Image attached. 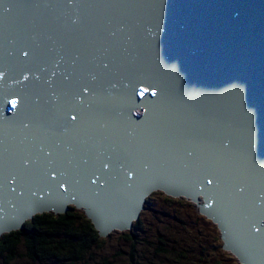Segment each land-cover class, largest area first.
Masks as SVG:
<instances>
[{"label": "water", "instance_id": "1", "mask_svg": "<svg viewBox=\"0 0 264 264\" xmlns=\"http://www.w3.org/2000/svg\"><path fill=\"white\" fill-rule=\"evenodd\" d=\"M102 2L104 0H0V18L4 19V22H0V64H15L20 67L17 71L20 78L17 84L14 83L12 88L0 84V131L5 132L3 138L5 147L0 148V157L7 154L9 135L14 131L24 132L22 125L26 119H29L31 124L37 122L43 124L44 121L39 118L47 119L51 132L48 133L59 137L62 135L63 138L55 145L71 148L72 141H68L67 138L73 136L74 141L77 139V125L65 120L63 114L60 119L53 117L58 108L50 103L47 92L35 94L32 83L37 81L35 77L43 75L39 68H45L47 74L44 78H48L55 71L56 75L52 76L53 81L60 80V74L63 73L70 74L73 81L77 82L90 69L103 71L100 65L104 56H110L113 62L124 65L125 50L119 47L112 49L113 41L116 40L130 43L133 47L131 51L139 60L154 61L160 51L154 36L157 40H165L168 44L162 50L164 56L160 64L153 71L154 78L168 77L169 73H172L171 66L181 61L188 66L192 79L201 83L208 71L203 61L211 63L214 60L213 63L217 66L224 58L221 55L229 50L242 51L249 59L251 54L264 55V8L259 7L264 5V0H178V10L186 15L184 19H178L175 14L161 15L159 7L175 8L176 0L161 6L153 1L143 0V3L132 5L135 6L133 9L126 7L125 9H128L126 12L132 11L134 15L130 13L131 19H125L124 22L121 17V25L116 26H108L105 23L109 18L105 17ZM9 5L12 7L5 12L4 8ZM33 12L47 13V15L40 21H35L31 18ZM17 20L20 21L19 29L15 28ZM149 20L157 21V24L153 27L148 23ZM190 21L199 24L188 30L184 27V23ZM148 28H151V31L146 30ZM156 31L163 35L156 34ZM73 32L77 35L75 36ZM72 37L76 40L72 41ZM175 40L191 41V43L176 44ZM196 44L201 47L196 49ZM25 51L29 52L28 56L20 55ZM57 52L60 53L59 56ZM200 54L202 58L199 57ZM51 61L58 63L53 64ZM262 65L260 60L258 66ZM159 69L163 72L162 76L157 75ZM193 69L198 77L193 75ZM25 76L27 79H24ZM101 77L98 80L105 81L103 76ZM240 77H243V74L236 75V78ZM220 78L228 80L230 76L224 73ZM151 81L150 85L155 88L156 98L160 102L161 92L155 85V80L151 79ZM167 81L172 88L176 86L174 82ZM164 83H166L165 78ZM11 89L20 95L19 101L9 95L4 99L2 92H9ZM37 96L39 100L35 101ZM66 99V96L61 95V103ZM179 100L173 116V118L177 117L176 122L178 121L179 125H174L169 131L172 112L162 110L159 116L163 124L162 130L158 131L159 127L156 128L162 137L157 141L156 139L144 141L140 136H134L133 133H138L143 126L147 128L149 125L140 123L149 116V111L144 106L131 108L126 121L116 126L121 128L118 130L119 135L112 139L119 144L122 159L118 163H113L110 172L103 171L104 174L96 178L91 195L65 196L59 204L50 206L48 203L57 199L49 197L28 204L16 197L2 195L1 192L0 195L5 198L0 197V238L10 230L23 231L27 218L34 217L39 212V214L41 212L63 214L72 204L75 208H83L99 235L106 237L115 228L131 227L132 222L139 218L144 209L146 198L152 192L162 190L161 192L165 194L191 199L195 204L198 203V198H201L203 204L196 205L202 215L217 224L222 232L223 248L231 250L241 264H264V193H255L257 187L264 189V167H262L264 160L256 158L250 147L247 153L244 152V160L237 169L214 164L224 155L219 153L224 149L217 140L230 133L215 131L211 139L204 138V128L197 120L199 109L196 102L185 98ZM10 101H15V105ZM153 101L156 102L155 99ZM94 102L95 99L92 98L83 99L84 108L79 106L83 120L86 116V105ZM260 112L264 113L261 110ZM152 115L153 113L150 112V117ZM257 115L260 126H264V114L257 112ZM180 130L182 134H179ZM128 131L132 133L127 134ZM87 133L95 139L103 138V134L98 133L97 130H89ZM239 133L242 132L233 133V138L238 137ZM124 135L125 140H123ZM89 136L85 140L88 141ZM172 136L179 140L178 150L174 149L175 139ZM182 137L184 138L180 140ZM257 137L264 140V134L257 133ZM253 144L252 141L251 145ZM204 145L207 151L203 155L201 149ZM31 148L32 146L29 145L22 147L24 151H29ZM105 149L98 144L94 150L105 152ZM189 152L192 153L191 156L187 155ZM23 156H34L37 160L28 159L32 163L21 166V163L16 161L12 163L7 161V164L0 158V179L4 178L3 176H7V179L11 178L10 190L13 187H20L26 189L23 193L28 196L45 195L43 188L40 187L41 182L48 181L52 185V179L57 171H51V168L58 167V164L54 159H52L54 166L48 164L47 158L42 153L36 155L35 152H27ZM147 156L151 160H148ZM78 158L80 160L81 155ZM249 158H254L258 162L247 164ZM63 165L58 171H65V168L69 167V162ZM116 166L119 173L113 175ZM35 168L37 170H34ZM180 169L184 173H178ZM43 170H46L47 178L41 175ZM175 171L177 174H184V178L175 177V181L172 178ZM23 173L30 174L23 175ZM113 176L118 179V192L113 193L112 198L109 196L111 194L105 192L107 189L113 190ZM100 181L105 182L107 188L98 186ZM237 188L240 191H236ZM104 196H108L113 203L112 209L108 211L103 210L100 201ZM122 199L124 203L119 204ZM38 203L46 205L38 207L36 206ZM10 216L13 217L12 220ZM103 219L110 221L106 227L103 226Z\"/></svg>", "mask_w": 264, "mask_h": 264}, {"label": "bare ground", "instance_id": "2", "mask_svg": "<svg viewBox=\"0 0 264 264\" xmlns=\"http://www.w3.org/2000/svg\"><path fill=\"white\" fill-rule=\"evenodd\" d=\"M120 1L121 0H104V2H102L106 13L105 17L109 18L108 21L105 22L108 26L121 25V17L123 22L125 19L130 20L131 19L130 13L132 16L134 14L132 11L130 13L126 12V10L128 9L125 8L131 7L133 9V7L135 6L132 5L143 3V0H123L121 1L124 5L123 6ZM150 1L155 2L158 6L160 4L161 6V4H164L171 0H150ZM259 7L264 8V5H260ZM159 8L162 16L175 14V17L177 16L178 19H184L186 17V15H184L181 11L178 10V0H176L175 8H169V9L163 7H159ZM46 15L47 13L37 14L33 12L31 13V18L34 19L35 21H40ZM0 22H4V19L0 18ZM148 23H151L152 26L154 27L157 24V21L153 22L149 20ZM197 24L199 23L197 22ZM197 24L194 21H190L188 23H184V27L188 30H191L194 27H196ZM19 27H20V21L17 20L15 28L19 29ZM146 30L151 31V28H148ZM73 33L75 34V36L77 35V33L75 32ZM157 33L158 31H156V34ZM158 35H163V34L159 32ZM75 40L76 39L72 37V41ZM154 40L157 41L156 45L160 49L154 61H150V62L147 61L145 62L143 60L141 61L138 59V57L135 55L133 51H130L132 52L130 56L132 57V61H133V64L132 65L130 64V67L133 66L132 68L126 69L125 63L124 65L118 64V62H113L110 56H104L102 64L108 63L110 65L111 72L105 73L104 71L98 69H93V70L90 69V71H96L99 75V78L103 76L105 81L101 82L100 80H98L100 90L99 88H97V94L93 95V93L91 92L83 93L81 98L76 102V107L72 111H70V115H68L69 116L68 120L72 122V124L77 125L76 141H74L73 136L67 138L68 141H72L71 148H67L66 146H61V145H55L61 139H63L62 135L59 137L54 134H49L51 132L49 130L47 119L45 118H39V120L44 121L43 124L40 122L31 124L30 120L26 119L23 124H28L29 126L28 128H24L23 133H17L16 131H14L9 135L7 154L0 157L7 164H8L7 161L11 163L13 161L21 163L22 161L28 159L35 161L37 160L36 157L23 156V154L27 152H35L36 155H40L42 153L41 149H43L44 151L51 150L50 155L52 159L56 161L58 167L57 166L55 167L52 163L54 167L51 168V171L52 170L57 171L55 177L52 179L53 181L52 185H50L48 181L41 182L42 184L40 185V187L43 188V192L45 195L36 194L34 196H28L23 193V191L26 189L20 187H16V188L13 187V189L10 190L12 186V180L11 178L7 179L6 178L7 176H3L4 178L0 179V186L3 188H7V189L0 188V193L1 192L3 193L2 195H5L7 197L9 196L10 198L16 197L17 199L26 201L28 204H30V202L32 201L44 200L49 197L57 199V201H53V202L59 204L62 198L65 196L68 197V196L91 195L92 189L95 185L96 178L101 177L100 175L104 174L105 171L110 172V170L113 169L114 166L113 163L114 162L118 163L120 159H122L121 153L119 152L120 148H118L119 144L116 141H113L112 139L116 138L119 135L118 130L121 128H116V126L126 121L129 114L128 109L132 107H141V106H144L145 108L148 109L149 116L148 117L146 116V118L140 123L149 124V125L147 126V128L146 126L145 127L143 126L142 130H140L138 133H133V134L134 136H140L141 140L144 141H151V140L155 141L154 139H156L157 141L162 137L158 133V131L162 130L161 128L163 125L161 122V117H159L160 112L162 110L172 112L171 113L172 118L170 119L171 125L169 131H171L174 125H179L178 121L176 122L177 117L173 118V116H174V109L177 103L180 102L179 100L180 98L190 99L196 102L197 107L199 109L197 120L198 123L202 125L204 128V133H205L204 138L211 139L212 134L215 131H226L230 133V135H225L223 136V138L217 140L220 145L221 143L226 144L229 141L230 143H228L227 149L219 151V153L224 155L218 161L214 162V164H217L218 166L228 167V169H232L231 167H235L237 169L241 165L242 161L244 160L243 144L245 139L246 128L251 133L250 135L251 142L252 141L254 142V144L251 145V148L253 153L256 154L255 157L258 158L259 160H264V140L262 141L257 137V133L264 134V126L262 127L260 126L257 115V112L260 114H264L260 112V110L264 112V74H263L264 55L251 54L249 59L247 55L244 54V52L242 51L229 50L221 55L224 58L221 59L219 65L217 66H215V64L213 63L214 60L211 63H207L203 61L204 64L207 66L208 71L205 79H203L201 83L192 79V76L189 74L188 66H185L181 61L171 66L170 71L172 73H169L168 77L154 78L152 77L153 71L160 64V61L164 56L162 50L168 45L165 40L162 39L157 40L155 36H154ZM187 42L191 43V41L175 40L176 44L177 43L185 44ZM117 47L123 48L125 50L124 56L129 52V49L127 48L129 47L131 49L133 48L132 45L130 43H127L125 40L113 41L112 49ZM199 47L201 46L199 44H196V49H198ZM59 55L60 53L57 52V56ZM199 57L202 58L201 54L199 55ZM244 59H247V61H245ZM260 60L263 63L262 66H258V62ZM140 63L143 64L142 66L139 67ZM183 65H184V69L182 67ZM19 69L20 67L18 65L15 64L6 65L1 63L0 73H2L3 75H0V84H3L4 86H6V88H12L14 83L17 84L19 82L20 78L18 77L19 73L17 72ZM176 72H182V73H176ZM224 73H227L230 76L228 80H222L220 78V75ZM238 74H243V77H240L239 79L236 78V75ZM157 75L159 76L163 75L161 69L157 71ZM193 75L195 77H198V74L194 69H193ZM164 78L166 79V83H164ZM151 79L155 80V85L159 88L161 92L162 98L160 97V102H158L156 98L157 95L156 96L151 95V92L153 90V88L150 85ZM167 80L174 82L176 86L172 88ZM109 81L112 84H115L116 87L109 88ZM32 85L36 95H39L40 92H47L48 94L49 91L55 90V84L53 89H48L47 85H44L42 81H38V80L37 81L35 80L32 83ZM122 85H126V87H123ZM93 86L95 87V85ZM133 86H135L137 93H139V90L141 88H147V92L145 93L144 96H140L138 94L133 95L132 94ZM104 89H107V91L104 92ZM113 90L115 92L112 93ZM0 94H1V87H0ZM2 95L4 99L8 98V95L10 97L16 98L17 101H19L20 98V95L17 92L13 91V89H11L9 92L3 91ZM88 98L95 99L94 104L96 105V107H94V104L91 105L87 104L85 108L86 116L83 120L80 114L79 106L83 107V99L87 100ZM154 99L156 100V102L153 101ZM150 112L153 113L152 117H150ZM40 113L42 114L41 104H40ZM62 114L63 112L57 109L53 117L60 119L62 118ZM73 115H77L78 119L72 121L70 117ZM103 118H105L106 120L102 121ZM97 122L103 124L104 126L100 127ZM158 127L159 129L157 131L156 128ZM89 130H97L98 133L103 134V138L95 139L94 137L89 136L87 133ZM181 130L179 134H182ZM239 131L242 133H239L238 137L233 138V133L236 134ZM130 133H132V131L127 132V134ZM4 135L5 132L0 131V148L5 147L3 144ZM79 135L81 136L79 137ZM88 136H89V140L87 141L85 140V138ZM183 138L184 137H182L180 140H182ZM125 139L126 136L124 135L123 140ZM174 139H175L174 149L178 150L180 148L178 144L179 140L176 137H174ZM98 144L106 148L104 150L105 152H100V151L96 152L94 150L96 149V146ZM25 145L32 146V148L29 151H24L22 147ZM206 151H207V147L204 145L203 148L201 149V153L204 155L206 154ZM80 155H81V159L79 160L78 156ZM147 158L148 160H151L148 156ZM61 159H65L67 161H62ZM217 159L218 158H216V160ZM247 160H248L247 164L258 162L254 158H249ZM102 161L107 162L109 164V167L107 169L102 167L101 165ZM65 162H69V167L65 168L66 169L65 171L64 170L58 171L64 166L63 164H65ZM248 166L254 167L252 165H248ZM262 167H264V165H262ZM34 170L37 169L35 168ZM115 173L116 175L119 173V169L117 166L114 167L112 174L114 175ZM178 173H184V171L180 169L178 170ZM25 174H30V173H23V175ZM41 175L43 177H46L45 176L46 170H43ZM183 175L184 174L182 175L177 174V171H175V174L173 175L172 178L176 181L175 177L178 179H183L184 178ZM132 177H134V174ZM112 182H114L113 190L107 189L105 192L106 194H111L109 195L110 197H112V194L115 193L116 191L118 192V188H117L118 179H115L113 176ZM33 185L34 184H32V186ZM99 185H102L105 188H107L108 186L103 181H100V183H98V186ZM263 190L262 188L257 187L255 189V193L256 194L264 193ZM161 191L158 190V192ZM2 195H0V197H2L1 199H4L5 196ZM167 195L173 198L181 197V196H172L170 194ZM10 198H7V200ZM79 199L81 198L79 197ZM186 200L191 201L193 203L191 199H186ZM100 201L103 204L104 211H108L112 209L113 203L108 196L107 197L104 196L100 198ZM123 203H124V199H122V201L119 204H123ZM196 204H203L201 202V198H198V203ZM73 205L74 204L69 206H73ZM77 209L81 210V208H77ZM82 210L84 209L82 208ZM163 212L164 210L158 208L156 210L155 215L156 214L161 215ZM4 213L6 214V211ZM45 213L47 214L53 212H41V214H45ZM66 213L67 212L63 214ZM177 213L178 212H176L175 214V219H176L175 221L172 220L171 218L172 226L176 224L177 225L185 224L188 227L189 226L187 224L188 222H185L186 216ZM56 215L59 216L61 214H56ZM10 218L11 220L13 219L12 216H10ZM32 218L33 216L31 218H27V220H31ZM102 222H103V226L106 227L110 221L107 219H103ZM215 225L217 226V224ZM131 229H132V225L131 227H127V228H115L112 231L123 232L126 230L131 231ZM13 231L14 230H10L5 233H10ZM220 233L222 237V232L220 231ZM165 235L169 237L170 241L172 240L171 236H169L168 234ZM97 248H99V246L96 247L94 251H97L99 255V250H97ZM227 251H230L232 253L231 250H227ZM96 257L98 256L96 255ZM49 263L56 264L53 261L44 262V264H49Z\"/></svg>", "mask_w": 264, "mask_h": 264}, {"label": "rangeland", "instance_id": "3", "mask_svg": "<svg viewBox=\"0 0 264 264\" xmlns=\"http://www.w3.org/2000/svg\"><path fill=\"white\" fill-rule=\"evenodd\" d=\"M127 49H129V56L126 54L124 60L126 69L133 67H130V64H133L132 57H130L131 48ZM142 64L140 63L139 67ZM69 208L68 220L64 219L59 222L64 224L65 221H70V226L79 228L78 226L84 222L87 216L82 209H77L74 206H69ZM156 208H163L169 215H174L175 212L185 215V222H188L189 226L187 227L185 224L172 226L171 220L168 219L164 220L163 223H158L161 215H154ZM48 214L53 215L54 213ZM46 220L51 221L47 217ZM89 221L91 222V220H87L86 228L93 231ZM35 225L39 226V223L36 222L31 225L28 231H33ZM65 233L66 230L64 229L59 230L56 234L64 237ZM165 234L172 237L175 242L173 246L170 247L166 244L165 238L167 237ZM27 235L29 236V234ZM98 238L96 239L99 245L95 243L90 253L76 264H241L234 254L223 248L220 230L211 219L200 213L194 202L192 203L182 197L173 198L158 191L146 198L144 209L139 218L133 221L131 231H112L110 235L106 237L99 235ZM16 239L17 247L11 246L15 249L14 252L17 251L16 256L15 254L9 256L6 264H44L42 261L30 258L26 250L29 237L19 234ZM98 246L99 255L97 251H94ZM63 248L64 246L61 247V249ZM53 258L56 260L57 257ZM61 264L68 263L61 262Z\"/></svg>", "mask_w": 264, "mask_h": 264}, {"label": "trees", "instance_id": "4", "mask_svg": "<svg viewBox=\"0 0 264 264\" xmlns=\"http://www.w3.org/2000/svg\"><path fill=\"white\" fill-rule=\"evenodd\" d=\"M162 210L164 209L162 208ZM69 212L70 210H68L66 214H61L59 216L48 213L37 214L23 226V231L14 230L13 232L4 234L0 239V264H6L9 256L11 257L13 254L16 256L17 251L14 252L15 249L11 246L17 247L18 242L16 238L19 234L29 237V240L26 243V250L32 260L43 261V263L45 261H53L56 264H61V262L68 264L81 262L88 253H90V250L92 246H95V243L99 245V242H97L98 240L96 239L99 236V232L96 231L94 225L90 221L94 232L88 230L89 228H86L87 218L80 224V226H78L79 228L70 226V221H65L64 224L60 223L59 221L61 220H68L70 216ZM155 213L156 210H154V215ZM46 217L50 218L52 222L47 221ZM171 218L175 221V214L169 215V213L164 210L161 214V219L157 222L163 223V219L171 220ZM36 222L39 223V226L35 225L33 231H28V228ZM64 229L66 230V233L63 235L64 237H60L59 234H56L59 230ZM144 233L146 232L144 231ZM27 234H29V236ZM166 237V244L170 247L173 246L175 242L173 240L170 241L168 236ZM62 246H64L63 249H61ZM53 257H57L56 260L58 261ZM131 258H133V255Z\"/></svg>", "mask_w": 264, "mask_h": 264}, {"label": "snow or ice", "instance_id": "5", "mask_svg": "<svg viewBox=\"0 0 264 264\" xmlns=\"http://www.w3.org/2000/svg\"><path fill=\"white\" fill-rule=\"evenodd\" d=\"M11 7H12V5H9L7 8H4L5 12H7V9H9ZM20 55L26 57L29 55V52L28 51L21 52ZM51 63L56 64V63H58V61H51ZM100 67L103 69V71L105 73L111 72V68H110V65L108 63H104V64L100 65ZM38 70L43 74V75L35 77L38 81H42L44 85H47L48 89H53L54 84H55V90L49 91V93H48L49 97H50V103L54 107H57L59 110H63V116H64L65 120L69 119L68 113L76 107V102L81 98L83 93L91 92V93H93V95H96L97 94V88H99V90H100V86L98 84L99 75L96 71H88L77 82H74L73 78L70 74L61 73L60 74L61 79L58 81H53L52 76L56 75L55 71L52 73L51 76H48V78L45 79L44 76L47 74L45 68H39ZM0 75H3V74L0 73ZM24 79H27V77L25 76ZM93 85H95V87ZM122 86L126 87V85H122ZM115 87H116V85L112 84L109 81V88H115ZM106 91H107V89H104V92H106ZM146 92H147V88H141L139 90V93H137L135 86H133V90H132L133 95L138 94L140 96H144ZM61 95H64L67 97V99L63 103H61V100H60ZM151 95L152 96L157 95L155 88H153ZM38 100H39V96H37L35 98V101H38ZM10 103L15 105L16 102L10 101ZM128 111L131 112V108H129ZM70 119L72 121H75L76 119H78V116L73 115L70 117ZM97 123L99 124L100 127L104 126L103 124H100L99 122H97ZM22 126L24 128H28L29 125L23 124ZM250 135H251V133L246 128L245 139H244V144H243V150L245 153L251 147ZM228 143H230V141ZM228 143H226V144L221 143L220 147L223 149H227ZM41 152L47 158L48 164H52L53 160H52V157L50 155L51 150L44 151L43 149H41ZM187 155L191 156L192 153L189 152ZM30 163H32V162L25 160V161L21 162V166H25V165H28ZM101 165L105 169H107L109 167V164L107 162L102 161ZM129 175H131V173H129ZM209 183H211V181H209ZM236 191H240V189L237 188Z\"/></svg>", "mask_w": 264, "mask_h": 264}, {"label": "flooded vegetation", "instance_id": "6", "mask_svg": "<svg viewBox=\"0 0 264 264\" xmlns=\"http://www.w3.org/2000/svg\"><path fill=\"white\" fill-rule=\"evenodd\" d=\"M174 120V119H173ZM123 123V122H122ZM155 137H156V135H155Z\"/></svg>", "mask_w": 264, "mask_h": 264}, {"label": "clouds", "instance_id": "7", "mask_svg": "<svg viewBox=\"0 0 264 264\" xmlns=\"http://www.w3.org/2000/svg\"><path fill=\"white\" fill-rule=\"evenodd\" d=\"M69 207V206H68Z\"/></svg>", "mask_w": 264, "mask_h": 264}]
</instances>
